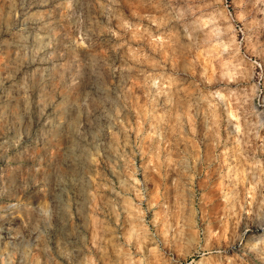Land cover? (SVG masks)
<instances>
[{"label": "rangeland", "instance_id": "obj_1", "mask_svg": "<svg viewBox=\"0 0 264 264\" xmlns=\"http://www.w3.org/2000/svg\"><path fill=\"white\" fill-rule=\"evenodd\" d=\"M0 264H264V0H0Z\"/></svg>", "mask_w": 264, "mask_h": 264}]
</instances>
